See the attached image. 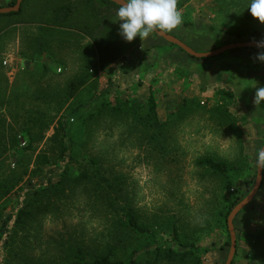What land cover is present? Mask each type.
I'll return each mask as SVG.
<instances>
[{"label":"rangeland","instance_id":"1","mask_svg":"<svg viewBox=\"0 0 264 264\" xmlns=\"http://www.w3.org/2000/svg\"><path fill=\"white\" fill-rule=\"evenodd\" d=\"M52 1L30 0L31 8L24 13L25 19L39 18L42 4L48 6ZM11 2L0 0L3 7H10ZM247 5L248 0H177L182 23L167 33L198 53L251 41L254 32L264 41V24L251 16ZM38 26L19 25L0 36V115L4 119L0 122V137L6 148L1 152L0 177L20 180L13 186V192L1 200L0 212L2 220L12 217L4 239L14 236L17 253L22 251L34 263L62 264L61 258L69 252L67 247L75 243H83L94 256L105 252L112 219L103 210L102 201L94 196L93 186L71 185L60 199L48 195V201L32 210L24 226L16 228L14 217L32 192L60 181L69 161L65 158L52 166L36 163L37 155L52 144L61 114L67 113L50 119L54 107L36 100L37 83L49 79L57 83L66 81L81 69L80 62L88 51L96 50L90 40L80 35L56 31L43 34ZM118 27L120 32V24ZM110 29L109 25L107 32ZM237 34L242 35L240 40ZM150 35L162 45L155 49L158 55L170 54L163 58L155 55L150 60V50H142L135 68L136 88L132 89L125 87L128 84L123 82L126 71L122 66L114 74L90 73L76 101L91 105L68 116L67 127L73 129L72 139L98 157L106 169L123 177L122 192L128 196L140 222L157 226L158 236L167 241V247H173L177 253L186 251L171 239L174 225L178 241L208 250L196 255L202 264H225L229 240L218 213L230 203L234 207L249 194L256 179L258 150L264 145V102L260 106L254 104L256 88L264 87V61L257 59L264 50L245 49L242 54L244 49H238L194 60L155 34ZM31 38L38 43L32 45ZM140 40L137 36L127 42L121 37V48L137 45ZM67 43H76L77 47ZM11 48L13 55L6 53ZM43 57L54 64H63L60 72L55 68L60 77L41 78L33 74L42 72ZM25 61L30 62V72ZM23 72L32 77H20ZM209 74L229 76L232 86L229 90L216 89L207 79ZM142 86L149 91L138 92ZM150 93L156 101L158 119L170 139L165 155L154 150L146 137L148 131L135 121L132 113L118 117L105 109L102 118H96L83 130L85 126L80 119L94 114L100 104L133 111L137 105L146 106ZM37 110L47 113L48 125L32 143L33 151H26L29 139L19 126L29 112ZM12 135L17 141L14 148ZM201 157L234 167L227 188L224 189V179L197 166ZM234 227L237 246L234 264H264V178L259 193L238 215ZM6 258L7 250L0 246V264H9ZM151 259L152 256L142 257L140 262L144 264ZM154 264L179 263L162 260ZM182 264H194V257Z\"/></svg>","mask_w":264,"mask_h":264},{"label":"trees","instance_id":"2","mask_svg":"<svg viewBox=\"0 0 264 264\" xmlns=\"http://www.w3.org/2000/svg\"><path fill=\"white\" fill-rule=\"evenodd\" d=\"M15 2L16 0H12L9 6H13ZM2 7L0 4V8ZM30 8V0H24L17 13L0 15V36L19 25L38 24L43 34L54 33L56 31L66 32L72 36L74 34L80 35L90 40L96 51H88L80 62L81 69L72 77L66 79V81H59L57 83V81L54 82L55 80L49 79L37 83L36 100H41L54 107L53 114H51L53 116L50 119H54L62 112L67 113L61 114L55 133L51 139L52 144L47 151H42V153L37 155L36 163L38 166H52L63 162L65 158L69 161L60 175V181L56 185L40 188L30 194V198L24 204V207L16 213L14 226L16 228L24 226L31 218L32 210L37 209V206L43 205V201H48L46 200L48 199V195L53 194L60 199L65 196L66 190L71 185L73 187L78 185L87 187L89 185L94 187V196L98 201H102L101 204L104 206L103 210L109 213L112 219L110 235L108 236L107 243L104 245L105 252L94 256V253L84 247L83 243H75L67 247L69 252L65 257L61 258V261L64 262L62 264H141L140 258L148 256H152V259L144 264H154L162 260L182 264L188 258L192 257H194V264H202L201 259L196 255L207 253L208 250H200L192 243L183 244L181 241H178V232L174 225H171V239L174 240L177 246L186 250L182 253H177L173 247H167V241L160 239L158 236V231H156L157 226L144 225L140 222V217L129 203L128 196L122 192L121 185L123 184V177L121 175H115L113 171L106 169L98 157L91 155L78 140L72 139L73 129L67 127L68 116H74L80 113L81 109H88L91 105V103L89 105L85 103L79 104L76 101L77 96L90 79V73L96 75L99 72H104L131 48V46L121 48V37L118 34V24L121 21L117 17L119 6L108 0H60L59 2L58 0L56 2L53 0L48 3V6L42 4V12L39 18L27 20L24 17V13L29 12ZM115 23H117V28L115 27ZM109 25L111 29L107 32ZM106 35L107 38H105ZM236 38L240 40L242 35L237 34ZM260 39L261 35L257 32L251 35L252 41H259ZM29 40L32 45L38 43L37 41H33L32 38ZM169 46L178 49L173 45ZM186 56L194 60H199L188 55ZM49 73L54 76H59L55 70H49L46 65L43 67L41 73L34 74L42 78ZM52 78L55 79V77ZM127 107L129 106L127 105ZM105 109L108 111L112 110L118 117L124 116L127 112V114L132 113L135 121L148 131V136L146 137H148L154 150L161 151L163 155L168 152L166 148L170 145V139L164 129V124L158 119L156 101L153 94L150 93L146 106L137 105L133 111L123 110V107L121 108L120 106L113 107V104H100L94 114L80 119L81 124L85 126L83 130H87L90 122L96 118H102L105 114ZM35 115H40L41 117ZM45 117L48 118L46 112L37 110L29 112V116L24 119V122H21L19 126L20 131L29 139V145L24 150L33 151L32 143L48 125ZM3 120V117L0 115V122L2 123ZM33 123L37 124L34 125ZM10 139L11 146L14 148L17 141L13 135ZM1 142L2 137H0V161L3 156V153H1L2 150L4 152L6 151V148H4ZM1 164L2 162H0ZM196 164L201 168L207 169L215 176L224 179L226 181L224 189L230 185V172L234 169L231 165L224 161H215L210 157H201ZM19 181L15 177H0V202L13 192V186ZM225 207L227 209H223ZM232 207L233 204L230 203L222 208L223 212L220 211L218 213L221 216L219 223L222 222L223 229L229 240L226 246L230 245L227 217ZM11 220L12 217L2 220L0 212V246L7 250L8 257L5 262L9 261V264H40L39 262L34 263L22 251L17 253L14 248V236L9 235L7 240L4 239ZM232 264H234V260Z\"/></svg>","mask_w":264,"mask_h":264},{"label":"clouds","instance_id":"3","mask_svg":"<svg viewBox=\"0 0 264 264\" xmlns=\"http://www.w3.org/2000/svg\"><path fill=\"white\" fill-rule=\"evenodd\" d=\"M247 9L251 16L264 24V0H248ZM120 23V36L132 42L137 36L142 40L155 30L171 32L182 23V16L177 9V0H120L117 11ZM259 47H264V41ZM257 59L264 61V53ZM264 102V87L255 91L254 104L260 106ZM257 166L264 167V148L258 150Z\"/></svg>","mask_w":264,"mask_h":264},{"label":"water","instance_id":"4","mask_svg":"<svg viewBox=\"0 0 264 264\" xmlns=\"http://www.w3.org/2000/svg\"><path fill=\"white\" fill-rule=\"evenodd\" d=\"M23 1L24 0H16L13 6L0 8V15L17 13L20 10ZM108 1L120 7V0H108ZM153 34H155L158 38L162 39L167 44L177 47L182 52H184L186 55L196 58V59H210V58L222 55L228 51H233V50H238V49L264 50V47L258 46L260 42H262L261 40L259 41L251 40V41H246V42H239V43H232V44L224 45L223 47H220L216 50H213L207 53H198L194 51L193 49H191L189 46H187L185 43L177 39L176 37L164 31L157 29L153 32ZM262 148H264V145L262 146ZM262 179H263V167L257 166L256 179H255V182H254V185L251 191L243 200H241L237 205L233 207V209L231 210V212L229 213L227 217V230L229 234L230 245H229V251H228L225 264H232L234 257H235V253H236V235H235L234 220L236 216L241 211H243L249 204H251V202L257 196L259 189L262 185Z\"/></svg>","mask_w":264,"mask_h":264},{"label":"crops","instance_id":"5","mask_svg":"<svg viewBox=\"0 0 264 264\" xmlns=\"http://www.w3.org/2000/svg\"><path fill=\"white\" fill-rule=\"evenodd\" d=\"M68 46L70 47H77L76 43H67ZM158 46H162L159 43H157L155 37H153L152 35H149L148 38L144 39V40H140L138 42L137 45H133L129 50L126 51V53L114 64H112L107 70H105L104 72L101 73H107V74H114L115 70H117V68L120 69V67L122 66L124 69L123 71H126L125 77L126 79L123 80L124 84H128L125 87H129V88H136V73H138V70H135L136 66H138V63L140 62L139 57L143 55L144 52H146L147 50H150V52L152 54H150L149 59L151 60L155 55H158L159 53L155 50L157 49ZM27 49V48H26ZM146 49V50H145ZM142 50H144V52H142ZM168 49H165V51H167ZM7 51V50H6ZM246 51L244 49V52L242 54H244ZM9 55H13V49L11 48L9 50V52H6ZM171 53L173 54L174 51H171ZM161 54H164L161 56ZM160 55H158L160 58L164 57L165 54H170V53H161ZM177 55L176 53H174V56ZM179 56V55H177ZM41 62H43V64H45L47 66V68L49 70H55V68H57V71L60 72L62 69L64 68L62 64H60L58 62V64H54L53 61H49L47 58H41ZM149 62V61H148ZM30 62H26L25 61V65L27 66L28 71H31V67L29 68V64ZM33 66V65H32ZM118 69V70H119ZM230 69V66L229 68ZM52 72V71H49ZM8 73V71H7ZM34 74V73H33ZM105 74V75H107ZM140 75V74H139ZM139 75L137 77H139ZM211 76V77H210ZM20 77H32V75L30 74H26L23 72V74H21ZM45 77H60V76H54L53 74L49 73L47 76ZM72 77V76H71ZM133 77V78H132ZM140 78V77H139ZM138 78V80H139ZM145 78V77H143ZM130 79V80H128ZM207 79L211 80V86L215 87L216 89H220V90H229L230 87L232 86V78H230L227 75H219V76H214L213 74H209ZM84 88V87H83ZM140 90H145V91H149L148 87H144L142 86L141 89L138 90V92H140Z\"/></svg>","mask_w":264,"mask_h":264}]
</instances>
